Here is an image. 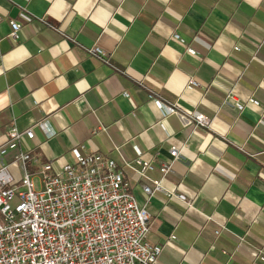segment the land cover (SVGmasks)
<instances>
[{"label": "crops", "instance_id": "obj_1", "mask_svg": "<svg viewBox=\"0 0 264 264\" xmlns=\"http://www.w3.org/2000/svg\"><path fill=\"white\" fill-rule=\"evenodd\" d=\"M0 14V147L13 124L43 120L53 132L33 127V138L0 157L14 186L21 149L31 174L27 165L72 162L75 146L115 158L118 146L133 158L135 145L156 166L171 162L175 146L170 172L149 176L185 201L149 198L140 186L149 181L124 169L150 214L149 242L163 246L158 264H252L264 255V0H0ZM9 19L21 24L16 42ZM94 45L107 56L90 54ZM191 77L199 86L187 89ZM153 99L183 115H163ZM195 111L210 127L188 123Z\"/></svg>", "mask_w": 264, "mask_h": 264}, {"label": "built area", "instance_id": "obj_2", "mask_svg": "<svg viewBox=\"0 0 264 264\" xmlns=\"http://www.w3.org/2000/svg\"><path fill=\"white\" fill-rule=\"evenodd\" d=\"M20 17L31 21V16L24 11ZM9 24V37L16 42L21 24L15 19H9ZM171 38L188 54H196L179 34L174 33ZM87 50L93 55L107 56L95 45ZM198 86L193 77L186 84L187 89ZM122 95L130 97L127 91ZM153 101L163 115L182 114L174 104L160 99ZM248 101L258 104L253 98ZM235 105L241 108L243 104L237 101ZM186 118L195 127H210V118L200 112L195 111ZM33 127L47 137L53 134L43 120L25 130L13 124L5 130L6 147H0V157L17 147L22 137L33 138ZM81 148H72V162L41 164L39 189L25 168L31 159L27 150L21 149L15 156L21 164L20 186L13 185L14 177L8 165L1 164L0 264H158L163 246L149 242L150 214L146 204L137 201L124 169H131L138 178L149 181L140 183L149 198L160 192L168 199L176 197L185 201V194L167 190L161 178L149 176L155 169L162 177L166 176L171 162L180 156V149L171 146V162L156 166L135 145L133 158H127L118 146L114 147L116 158L99 153L84 154ZM174 238L172 235L170 241ZM252 264H264V255H258Z\"/></svg>", "mask_w": 264, "mask_h": 264}, {"label": "rangeland", "instance_id": "obj_3", "mask_svg": "<svg viewBox=\"0 0 264 264\" xmlns=\"http://www.w3.org/2000/svg\"><path fill=\"white\" fill-rule=\"evenodd\" d=\"M27 168L31 172V175H33V177H34L35 187L37 189H39L40 188V181H39V178H40L39 171L40 170L38 168H31V167H29V165H27ZM17 186H20V184H18Z\"/></svg>", "mask_w": 264, "mask_h": 264}]
</instances>
